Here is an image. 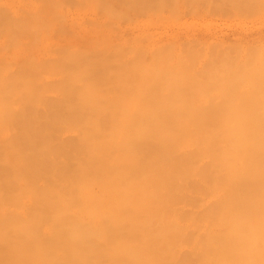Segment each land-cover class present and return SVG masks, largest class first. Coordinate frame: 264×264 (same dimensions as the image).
I'll return each mask as SVG.
<instances>
[{"label": "rangeland", "instance_id": "rangeland-1", "mask_svg": "<svg viewBox=\"0 0 264 264\" xmlns=\"http://www.w3.org/2000/svg\"><path fill=\"white\" fill-rule=\"evenodd\" d=\"M235 1L0 0V116L2 115L0 117V121H2V124H0V255L1 253L3 255L0 257V264H18L19 262V264H30L32 259L34 261L32 264H38L39 261L41 264H48L47 262L50 264H64L69 260L71 263L69 261L66 264H75L78 259L79 263L77 264H82L80 262L85 263L86 260L88 262L92 261L90 264H217L221 259V255L231 250V247L227 245L221 246L223 249L219 250L221 242L218 235L222 232L223 238H225L224 231L226 229L223 226V221H220L221 206L218 205L217 201L213 202V200L215 194L223 193V184L227 183L222 179V176H224L225 170H229V166L223 165V162L229 161L232 163L233 157L231 152L225 155L228 145L225 142H217L216 137L218 134L215 135V133L217 128L221 126L219 125L221 121L224 125L227 124L226 127H229L228 125L232 126V115V118L235 119L233 122H236L241 128L244 123L246 125V121L248 123L250 120L246 115L249 110L242 107L249 106L252 102L256 105L258 100L255 102L254 98V100H250L249 104L248 99L243 101L239 97L245 98L249 94V96L255 97L252 95L253 93L256 96L264 93V88L261 85L264 83V72L261 76V78L263 77L262 79H259V75L255 74L256 72H250L254 62L257 64L262 59L264 60V46L262 47L264 40L255 42H262L260 46L254 43H248L247 46L242 42V45L239 44L240 41L236 43V40L230 39L234 43L232 45L231 43H226L225 46V42L217 44L218 42L211 39L210 43L213 42L214 44L212 43L210 46H208V43L202 44L203 47L200 45L201 43L195 45L194 41L190 43V46L187 41L183 40L182 43L179 41L182 44H180L179 49L176 47L179 42L175 39L186 33L206 34L209 36L220 35L219 37L227 34L231 38L237 37V35H256V31L262 33L264 31V0H251V3L249 2L250 0ZM46 3L56 7L47 9V6L46 9L42 8L43 10L45 9L43 11L40 8L41 6L44 7ZM171 45L174 46L173 49ZM150 47L155 49L154 54L149 55L150 53L147 50ZM162 49L164 50L161 51ZM157 50L159 52L156 53ZM168 50L169 52H167ZM222 61L228 62L225 64ZM262 61L261 63L264 66ZM215 62L218 65L214 66ZM262 65L257 64V67ZM246 68L249 69L247 70ZM200 69H203V71ZM256 69L255 71H258ZM246 70L249 72L248 74ZM103 80H111L112 82H108L114 86L120 83L121 87L123 86L122 82L126 81L127 85L124 86L132 88L131 90L125 88L126 91L122 88V90L124 89L123 93L121 88L119 89L117 86L122 93L120 94L119 92L118 94L117 87H114V90L108 88L110 86L109 83L104 81L108 84L105 87ZM115 80H119L117 84H115L117 82ZM121 80L122 82H120ZM146 82L147 87L145 86ZM224 83H226V87L221 91L220 89L225 86ZM220 84L223 85L220 87ZM258 84L259 87L261 85V91L256 90ZM152 85L156 89L159 88V91L163 88L164 91L160 92L162 94L158 92L159 95L154 88L150 92ZM203 87H206V89H202ZM208 87L211 88V91ZM133 88L135 89L133 90ZM249 88L256 89L251 90L247 94ZM103 89L108 91H105L106 93H111L112 98L110 94L105 95L106 93L102 92ZM136 90L137 94L135 96L134 94L132 95L131 93ZM169 90H171V93ZM96 91L98 93L102 92L104 94L102 95L105 98L107 97V100L119 98V103L121 102L124 108L119 107V105L118 107L115 105L116 108H114V104L111 103L112 100L110 99L113 109L105 107L106 113L100 117L97 121L98 124L89 132L95 134L104 132L103 134L109 135L110 133L111 135L109 138L108 135H101L103 137L100 138V142H106L105 144L107 145H104L105 149L100 142L97 145L104 149V154L102 158H98L95 155L96 160L92 163L93 167L90 168L86 163L85 170L83 166L79 165L82 161L80 160L79 162L77 156L79 153V157L82 155V159H84L83 157L86 154L83 155L82 153L86 152L85 150L82 152V149L86 147V144L83 145V147L85 146L84 148H80L82 146L76 140V134L78 133H76V129L86 126L88 117L98 108H101L97 105L94 98L98 99L102 95L99 93V96H97ZM190 91H193V95L198 93L195 95L199 96V98L194 96V99L191 94H188ZM125 92L127 96H123ZM141 93L144 94L143 98L145 99L143 101L140 97L142 103L138 102L140 101L139 98L137 99ZM153 93L154 95L156 93L159 97L154 96ZM174 94L176 95L174 96ZM119 95H122V97ZM162 96L166 97L167 100ZM170 96H174V100ZM259 96L256 98L259 99L258 103L261 110L259 109L260 107L257 109L259 104L256 107L252 104V110L254 112V109H257V112L255 111L257 115L253 112L255 116L247 113L253 119L258 117L259 120L264 121V116L262 118V115H264V102L262 103L263 105L260 103L264 95L261 101V96L260 98ZM190 97L192 98L191 100ZM187 98L188 102L186 103ZM170 99L172 100L170 101ZM226 99H229V101ZM135 100L140 105L148 100L147 103H144L147 104L144 105L147 107L140 109L142 105L136 104ZM162 100H165V103ZM221 100H223V104ZM99 101H103V105L104 99H99ZM160 101L161 105L159 104ZM133 102L137 105V110L140 109L143 115L138 111L139 114L138 112L134 114L138 119L135 117V121L133 117V121H128L127 117L130 119V116H132L130 115L131 112L133 114L134 109H136L133 106ZM177 102L179 104H176ZM237 102H239V106ZM185 103L188 105H185ZM209 103L211 104L209 105ZM111 104H108L107 107ZM174 105L184 106V108L175 106L176 116L182 119V122L174 121L177 117L173 116V112H166L167 108L174 109ZM185 106H189L187 107L189 110ZM225 106L234 107V109L227 107L226 111L229 112V115L227 112L226 114L223 113L225 112L223 110ZM240 106L245 115L241 111ZM238 108H240V111H238ZM219 112H221L222 117L217 116ZM230 112H233V114ZM258 112L259 115L262 112V115L258 116ZM38 113L47 118L39 115L41 118L38 117V121L40 119L41 122L36 121L37 119L34 120L35 118L32 116L38 115ZM235 113L236 115H234ZM237 113L241 114L237 115ZM25 114H30L31 122L32 118L36 122L28 124L29 122H26L28 120H25L23 116ZM79 114L84 116L79 117ZM212 114L216 115L213 116ZM112 115L118 120L114 121ZM224 115L225 117H223ZM226 115L228 116L226 117ZM3 116H5L4 120L9 119L5 120L6 123H3ZM209 116L212 121H210ZM215 116L220 120L217 122L218 118H216L215 121L217 123L212 118ZM119 117H121V122H118ZM143 117H152L154 124L148 125L149 120L142 122L144 121ZM15 118L17 121H13ZM43 118L44 121L42 120ZM188 118L191 120L189 119L188 121ZM197 118L198 120L201 119L198 124ZM221 118L224 120H221ZM172 119L173 123H170L171 121L169 123L172 126L174 125L172 129L175 128V130V126H180L178 131L173 132L172 126L168 124L167 121ZM192 119H194V123L191 122ZM203 119H205L204 123L202 122ZM253 119H251L252 123L249 121L251 125H255L257 123L254 122H258L260 124L257 127L262 126L263 121L260 122L258 119L254 121ZM21 120H24L25 123H22ZM223 124L222 126H224ZM249 125L248 127L251 126ZM243 128L241 131L244 132L246 129ZM159 129H164L165 132L163 130L159 133ZM141 130H143V133H137V131ZM174 135L178 137L175 143L170 139ZM214 135L215 137H213ZM143 136H146L148 140L140 141V137ZM62 137L64 141L66 140L65 138L70 139L72 137L73 142L71 143L75 141L74 144L78 143L77 147L72 146L74 144L70 143L71 139L69 141L66 140L70 143L71 148L67 145L69 143L62 145ZM126 137H133L134 141L129 146V150L124 153L126 145L121 139ZM60 138L62 139L60 140ZM81 141L84 143L88 142L83 139ZM112 141H114V144H112ZM142 142L155 144L156 147L158 144H163L170 148V152L168 155L161 152V156H158L159 152L155 154L157 150L155 152L150 151L151 154L149 156L142 158L141 153L144 149L142 148ZM61 145V150L65 147L64 145H66L65 148H70V150L66 149L67 153L63 152L65 148L61 151L59 148ZM74 147H79L78 151ZM51 148L53 152L56 151V154L59 153L60 156H58L59 154L56 156L54 153L50 155L49 151ZM54 148L57 149L54 150ZM71 149L77 151L75 152L76 155ZM58 150L60 151L57 152ZM179 150L188 151L191 158L189 154L188 156L177 157L175 153ZM62 152L66 155L63 156ZM68 152L73 156L71 154L70 156ZM53 154L55 157L52 156ZM67 155L69 158H66ZM119 155L122 158L119 159ZM44 157H46V160ZM48 157L52 158L49 159ZM71 157H75L78 162ZM216 157L218 160L214 159ZM51 160L54 162L52 163ZM49 161H51L53 168L50 166ZM68 162L69 164H67ZM187 162L188 165L186 164ZM62 163L63 165L66 164L67 168L64 166L62 168ZM55 167L57 169H54ZM59 168L61 169L59 170ZM79 168L80 172L78 171ZM188 169H191V172ZM183 171H185L184 174ZM143 175L147 177L156 175L153 182L154 186L152 184L148 188V194L151 193L150 195H147V193L138 195L137 190H134L139 188L141 182L145 183L142 180ZM159 179L161 180L160 182L158 181ZM162 181L163 185L166 184L165 189L161 188ZM159 183L160 186H158ZM125 184L127 187H122ZM111 187L117 190H113ZM101 188H104L107 193L108 190H112L107 195L104 192V196L100 192ZM158 188L161 189L159 193L157 192ZM124 189L128 193L130 192L129 203L136 209L137 206H141L139 213L134 212L132 214L131 211V214L124 215L125 212H123L122 206L120 208L123 211L122 214L120 213L118 206L125 204L127 200L125 201L124 199L128 197H125L127 193L124 194L126 192ZM64 190L66 193L62 192ZM69 190L74 191L73 194H69ZM46 195H48L49 199L46 200L50 201V204L57 200V202L60 201V203H57L58 205L56 204L58 207L56 205V208L53 206L55 211H52V206L50 207L47 202L45 203L48 206L45 207L43 201H45L44 196L46 198ZM40 196L43 198L42 202L44 204H42ZM89 196H91L90 203H92L89 204L90 207L87 205L89 202L87 204L84 202V198L87 200ZM75 198L79 200L76 201ZM122 198L124 202L122 201L123 203L121 204L118 201ZM142 200L147 205H150L148 212L143 211ZM115 202L119 204L116 206L118 207L117 210H119L116 213L119 216L113 217L112 215L113 218H111L114 220L112 222L111 218L107 217L106 214L109 213V206ZM60 205L65 208L60 207ZM77 206L78 209H75L74 207ZM126 206L128 207L127 203ZM111 207L110 211L113 208ZM59 208L64 209V213L69 209V212H66L67 214L65 215L62 209L59 210ZM71 209L72 213H70ZM54 212H57L58 218ZM60 212L62 213V219L60 218ZM76 212L80 220L76 215H71L76 214ZM116 213L114 215H117ZM109 214L112 213L110 212ZM120 214L123 217H120ZM63 219L64 221L66 220L67 225H65V222L62 223ZM69 223L72 226L74 224V226L72 227ZM66 229H68L66 231L67 234H65ZM91 237L93 238L91 239ZM129 237L132 239H129ZM16 238L19 240L24 239L25 241H19ZM67 238L71 240H66ZM43 239L44 241H41ZM126 239L135 240L139 245L135 241V243L133 241H130V243ZM154 240L157 241L155 244L152 243ZM72 241L74 245L73 243L71 244ZM125 241L126 245H128L127 249L123 248L126 246L124 245ZM20 242L25 244L20 246ZM39 242H42L41 246L44 248L40 247ZM133 244L134 246L136 244V246L134 247ZM15 245H19L18 247L24 248V250L18 247L17 250H14ZM81 245L83 248L87 246L85 248L87 252L80 247ZM64 246L66 247L64 248ZM32 247L40 251L39 256L36 255L39 252L32 249ZM74 247L76 248L75 253L79 250L77 254L79 252L82 254L79 253V256L76 254L73 256L74 253L71 252L73 253L71 254L73 258H78L76 261L74 260L75 262L72 261L73 258L72 260L69 259L71 257L70 254L67 255L68 257L65 256V252L69 248V251L73 250ZM89 247H91L92 252ZM27 249L29 250L27 251ZM49 249L53 250L51 251L52 253H50ZM121 249L124 251H120ZM61 250L63 257L67 259L62 258V254L60 256L58 251ZM125 250H127L125 255H128V257L123 256L124 254H119L116 261L115 256L117 255H113L112 251L114 254H118V252L123 253ZM191 250L195 251V253ZM23 251H26L27 255L29 253L31 255L26 257ZM82 251L86 252L87 255L84 252L82 253ZM99 251H101V254ZM83 254L84 257L82 258L85 261L81 260L80 257ZM110 254L113 255L115 263L112 262L113 257ZM108 255L110 256L106 257ZM8 256L10 260H8ZM92 256L94 262L91 260ZM104 257L112 258V261L106 260ZM49 259H52V261H49ZM14 261L18 262L15 263ZM231 262L233 263V261ZM227 263L229 264L230 262L227 261ZM234 263L236 264V261ZM247 263L250 264L249 262Z\"/></svg>", "mask_w": 264, "mask_h": 264}, {"label": "bare ground", "instance_id": "bare-ground-1", "mask_svg": "<svg viewBox=\"0 0 264 264\" xmlns=\"http://www.w3.org/2000/svg\"><path fill=\"white\" fill-rule=\"evenodd\" d=\"M229 1H231V0H229ZM234 1V0H233ZM237 1V0H236ZM235 1V2H236ZM238 2V1H237ZM250 3H251V0L249 1ZM55 3H57V2H55ZM52 4V3H51ZM44 5V4H43ZM53 5H55L54 3H53ZM57 5V4H56ZM254 5V4H253ZM257 5H259V4H257ZM257 5H255V6H257ZM48 6V7H47ZM260 6V5H259ZM46 7H47V9H53V8H55L56 6H50V5H47V3H46V5H44V7L43 6H41V8L40 9H42V8H45L46 9ZM52 7V8H51ZM261 7V6H260ZM256 8V7H255ZM39 9V8H38ZM37 9V10H38ZM39 9V10H40ZM44 9V10H45ZM43 10V9H42ZM43 10V11H44ZM41 11V10H40ZM49 11V10H48ZM264 32V31H263ZM258 33L257 31H256V35H253V34H246V35H244V36H238L237 35V37H230L229 35H224V36H222V37H219V36H209V35H206V34H192V33H186V34H183V35H180L178 38H176L175 40L176 41H180L181 43L183 42V40L184 41H187L188 43H189V45H190V43H192L193 41V43L196 45H198V44H200L202 47H203V45L204 44H209L208 46H210L213 42H211L210 43V41H212L213 39L216 41V42H218L217 44H219V43H223V42H225V46H226V43H231V45H232V43H234V41H231L230 39H233V40H236V43H237V41H240V43L239 44H241V42L242 43H244V44H250V43H254V44H258V46H260L261 45V43L259 42V43H255V42H258V41H263L264 40V33ZM250 33V32H249ZM254 33V32H253ZM213 34V33H212ZM215 35V34H214ZM232 36V35H231ZM212 39V40H211ZM214 41V42H215ZM227 41H231V42H227ZM179 42V44L176 46V43H175V46L177 47V48H179L180 49V47L179 46H181L182 44ZM186 42V43H187ZM215 42V43H216ZM187 43V44H188ZM264 43V42H263ZM181 44V45H180ZM203 44V45H202ZM214 44V43H213ZM243 44V45H244ZM184 45H185V43H184ZM224 45V44H223ZM242 45V44H241ZM251 45H253V44H251ZM172 47V49H173V45H171ZM191 46V45H190ZM193 46V45H192ZM206 47H208L207 45H205ZM230 46V45H229ZM248 46V45H247ZM257 46V45H256ZM264 46V44L262 45V47ZM261 47V48H262ZM169 48V47H168ZM226 49V48H225ZM164 49H162L161 51H163ZM263 50V49H262ZM150 54L149 55H151V54H154V52H155V49L153 48V47H150L148 50H147ZM166 51V50H165ZM173 51V50H172ZM264 51V50H263ZM157 52H159V50H157L156 51V53ZM167 52H169V50L167 51ZM166 54V53H165ZM150 57V56H149ZM229 59V58H228ZM231 59V58H230ZM232 60V59H231ZM263 60V59H262ZM261 60V61H262ZM261 61L259 62V63H257L258 65H262L263 63H261ZM221 62V61H220ZM222 62H224V61H222ZM228 62V61H227ZM227 62H224L225 64L227 63ZM229 62H230V60H229ZM234 62H236V61H234ZM254 62V61H253ZM262 62H264V60L262 61ZM232 63V62H231ZM261 63V64H260ZM257 64H255V62H254V64H253V66H252V70L250 69V72L251 73H254V72H256L255 74H258L259 76V79L261 78V76L263 75V72H264V66L262 65V66H259V67H257ZM216 65H218V63L216 64V62H215V64H214V66H216ZM224 65V64H223ZM256 65V66H255ZM203 66V65H202ZM206 66V65H205ZM213 66V65H212ZM213 66V67H214ZM251 66V65H250ZM250 66H249V68H250ZM204 67V66H203ZM202 67V68H203ZM212 67V68H213ZM218 67V66H217ZM248 67V66H247ZM254 67H255V69L256 68H259V69H256V70H260V72H258V71H255V69H254ZM208 68V67H207ZM219 68H221V67H219ZM245 68V67H244ZM248 68V69H249ZM263 68V69H262ZM204 69V68H203ZM203 69L201 70V71H203ZM247 69V68H246ZM247 69V70H248ZM246 70V72H247V74L249 73L248 71ZM261 70H262V74H261ZM213 71V70H212ZM243 72V71H242ZM241 72V73H242ZM244 72H245V70H244ZM244 72H243V74H244ZM250 73V74H251ZM246 74V73H245ZM255 74H252L253 76L255 75ZM261 74V75H260ZM256 76V75H255ZM257 77V76H256ZM263 77H264V75H263ZM262 77V78H263ZM261 78V79H262ZM230 80V79H229ZM106 82L107 80H103V82ZM108 81H111V80H108ZM107 81V82H108ZM117 80H115V82H116ZM119 81V80H118ZM118 81L115 83V84H117L118 83ZM233 81H235L236 82V80L235 79H233ZM237 81H238V79H237ZM102 82V83H103ZM104 82V84H105V87H106V85H108L107 83H105ZM112 82V81H111ZM120 82H122V80L120 81ZM226 82V81H225ZM260 82V81H259ZM109 83V85H110V82H108ZM125 83V84H124ZM226 83H228V82H226ZM226 83H224V85L225 86H223L222 87V89H220L221 91L223 90V88H225L226 87ZM120 84V83H119ZM119 84H117V86L119 87V89L121 88V90H122V88H126L127 90L129 89V90H131V88L132 87H129V86H127V87H125L124 85H127L126 84V81H124V82H122V87H121V84L119 85ZM129 84V83H128ZM146 84V85H145ZM144 85L147 87V82L145 83ZM221 85H223V84H220L219 86L221 87ZM262 85V88H264L263 86H264V83L263 84H261ZM261 85H260V87H261ZM113 86V87H112ZM117 86H114V85H112V83H111V85L108 87V88H116ZM144 86V88H146ZM151 86V85H150ZM118 87L116 88L117 89V93L119 94V90H118ZM136 87V86H135ZM143 87V86H142ZM141 87V89L143 90V88ZM148 87H149V84H148ZM259 87V84H258V88L256 89V90H258V91H261V89L262 88H260ZM107 88V90H109ZM114 88V89H115ZM153 88H154V90H156L157 91V93L159 92H162V91H164L163 90V88H161V90L159 91V88L158 89H156L155 87H154V85H152V87H150V92L153 90ZM209 88V87H208ZM260 88V89H259ZM111 89V91H113ZM123 89V90H124ZM126 89L124 90V91H126ZM135 88H133V90H134ZM152 89V90H151ZM202 89H206V87L204 88H202ZM210 89V91H211V88H209ZM254 88H252V89H250L249 88V90L247 91V94H248V92H250L251 90H253ZM254 89V90H255ZM100 90V89H99ZM107 90H102V92H104V93H106V92H108ZM122 90V91H123ZM176 90V89H175ZM106 91V92H105ZM110 91V92H111ZM116 91V90H115ZM124 91H123V93H124ZM147 91V90H146ZM171 90H169V92H170ZM207 91H208V89H207ZM264 91V90H263ZM88 92V91H87ZM97 92V91H96ZM96 92H93V93H96ZM102 92H99V93H101L100 95H102L103 93ZM135 92V93H134ZM133 93H131L132 95L134 94V96H135V94H137V90L136 91H134ZM148 92V91H147ZM190 92H192V93H190ZM188 94H191L192 96H193V98H194V96H197V95H195V94H198V93H194V95H193V91H190ZM88 93H90V92H88ZM99 93L97 92V96H99ZM129 93V92H128ZM158 93V94H159ZM171 93V92H170ZM169 93V94H170ZM208 93V92H207ZM224 93V92H223ZM225 93H226V91H225ZM243 93V92H242ZM107 94H110V97L112 96L111 95V93H106L105 95H107ZM120 94H122L121 92H120ZM141 94H143V93H141ZM140 94V95H141ZM146 95H147V93H145ZM160 94H162V93H160ZM159 94V95H160ZM187 94V93H186ZM222 94V93H221ZM261 94V93H260ZM263 95H264V93H262ZM261 94V95H262ZM104 95V94H103ZM99 96V98L97 99V98H94V100H95V102H97V105L99 106V107H101V108H98L92 115H90L89 117H88V123H87V125L86 126H83V127H79V129H76L77 131H76V136H77V142L79 143V145L81 144V146L82 147H80V148H84L83 147V145H85L86 144V147L84 148V149H82V152H83V150H85V152L86 153H82L83 155L84 154H86V155H84V159H82V155L79 157V153H78V160H79V162H80V160L82 161V162H80V166H83L84 167V169L86 170V163L88 164L87 166H89L90 168H92L93 167V164L92 163H94L95 162V155L98 157V158H102V156H103V154H104V149H105V146L107 145V144H105V143H103V142H100V138L101 137H103V136H101L103 133H100V132H98V134H95V133H89L90 131H91V129L94 127V126H96L97 124H98V120L100 119V117L101 116H103L105 113H106V109H105V107L106 108H112L113 109V105L112 104H114V108H116V106L118 107V105H119V107H123L124 108V106H122L121 105V102L119 103V101L120 100H118L119 98H117L116 100H118V101H116L115 99L114 100H112L110 97V99L112 100L111 101V103H110V99H106L105 98V96ZM127 96V93L125 92V94L123 95V96ZM138 96L137 97V99L139 98V100H140V97H141V100H145L144 98H143V96H144V94L142 95V96ZM153 95H154V93H153ZM155 95H156V97H159V96H157V94L155 93ZM154 95V96H155ZM164 95V94H163ZM176 94H174V96H175ZM232 95V94H231ZM250 95V94H249ZM246 96V97H248V98H244V97H239L240 98V100L242 99L243 101H246V99H248L247 101H249L248 103L250 104V102L252 101V100H254V98H255V102L258 100L259 101V99H257L256 97H258L259 96V94H257V96L255 95V93H253L252 95H254L255 97H251V96ZM260 95V96H261ZM262 95V96H263ZM114 96H116V94H114ZM120 97H122V95H119ZM150 96H151V94H150ZM165 96V95H164ZM164 96H162L165 100H167L166 99V97H164ZM174 96H170V97H172V99H173V97ZM217 96V95H216ZM260 96H259V98H260ZM262 96H261V99H260V101L262 100ZM117 97V96H116ZM116 97H114V98H116ZM168 97V96H167ZM169 97V98H170ZM264 97V96H263ZM104 99V103H103V105H105V106H103L102 105V102L103 101H99V99H101V100H103ZM143 98V99H142ZM189 98V97H188ZM188 98H187V101H186V103L188 102ZM196 98H199V96H197ZM223 98H224V96H223ZM249 98H252V99H249ZM128 99V98H127ZM157 99V98H156ZM172 99H170V101L172 100ZM192 98L190 97V100H191ZM195 99V98H194ZM193 99V100H194ZM232 99H233V96H232ZM107 100V101H106ZM138 101V102H141L142 103V101ZM152 100H153V98H152ZM151 100V101H152ZM158 100V99H157ZM165 100H162V101H164V103H165ZM174 100V99H173ZM178 100H179V98H178ZM227 100V99H226ZM234 100V99H233ZM251 100V101H250ZM109 101V102H108ZM136 101V100H135ZM196 101V100H195ZM198 101H199V99H198ZM227 101H229V99L227 100ZM258 101H257V104H259L258 103ZM113 102H118L117 104L116 103H113ZM137 102V101H136ZM136 103V104H139L140 105V103ZM148 102V100L147 101H145L144 103H147ZM189 102H191V101H189ZM231 102V101H230ZM240 102H242V101H240ZM264 102V98H263V100L260 102L261 104ZM134 103V102H133ZM141 104L140 106L142 107V108H140V109H144V107L146 108L147 106H144V105H147V104ZM164 103H162L163 105H164ZM185 103V105H188V104H186ZM221 103L223 104V100H221ZM221 103H220V105H221ZM233 103V102H232ZM108 104H111L109 107H107L108 106ZM135 103L133 104V106H137ZM160 105H161V101H160V103H159ZM176 104H179L178 102L176 103ZM190 104V103H189ZM211 103H209V105H210ZM226 104V103H225ZM224 104V105H225ZM228 104V103H227ZM237 104H238V106H239V102H237ZM252 104H253V106H257V104L256 105H254L255 103H251L249 106H247L246 105V107H242V108H246V110H249V111H247L249 114H251L252 116L254 115V114H256L257 115V113H255V111L258 109V107H260V104L257 106V109L255 110L254 109V112H253V106H252ZM264 104V103H263ZM262 104V105H263ZM116 105V106H115ZM121 105V106H120ZM148 105H149V103H148ZM151 105H153V104H151ZM150 105V106H151ZM242 105V104H241ZM140 106H138V107H140ZM175 106L177 107L178 105H174L173 107H174V109H171V108H167L168 110L166 111V112H173L174 113V115L173 116H176V111H175ZM180 106V108L181 107H183L184 108V106H181V105H179ZM179 106H178V108H179ZM223 106V105H222ZM232 106V105H231ZM231 106H225V108L223 109V110H225V112H223V113H225L226 114V109H227V107H230V108H232V109H234V107H231ZM233 106H234V103H233ZM237 106V105H236ZM243 106V105H242ZM187 107H189V106H185V108H187ZM248 107V108H247ZM250 107H251V110H250ZM264 107V106H263ZM152 108V107H151ZM230 108H228L229 110H232V109H230ZM240 108H241V106H240ZM240 108H238L239 110L238 111H240ZM242 108H241V111H242ZM118 109V108H117ZM134 109V108H133ZM133 109H132V111H133ZM138 108L136 107V109H134V111H133V114H132V112H131V114L130 115H132V116H130V119H129V117H127L128 118V121H130V120H132L133 121V117H134V119H135V121H136V118H137V116H135L134 114L136 113V112H140L141 110L139 109V110H137ZM150 109V108H149ZM156 109V108H155ZM159 109V108H158ZM188 109V108H187ZM260 110H261V107L259 108ZM121 110H124V109H121ZM173 110V111H172ZM177 110V109H176ZM186 110V109H185ZM184 110V111H185ZM189 110V109H188ZM193 110V109H192ZM223 110H221V111H223ZM245 110V109H244ZM245 110V111H246ZM175 111V112H174ZM180 111H181V109H180ZM182 111H183V109H182ZM250 111H251V113H250ZM124 112V111H123ZM139 112H138V114H139ZM142 112V111H141ZM140 112V113H141ZM178 112V111H177ZM233 112H234V110H233ZM233 112L231 113V114H233ZM243 113H244V111H242ZM241 112V113H242ZM246 112V115H247V117H249L250 118V120H249V118H247V120H249L250 122H251V119H253V118H251V116L248 114ZM254 114H253V113ZM257 112V111H256ZM182 113V112H181ZM221 112H219V114H217V116L219 115V117H222V114H220ZM228 113V115H229V112H227ZM241 113H239V114H241ZM262 112H260V115H262L261 114ZM11 114V113H10ZM180 114V113H179ZM179 114H177L178 116H179ZM238 113H237V115H239ZM6 115V114H5ZM28 116V117H26V116ZM25 115H23L24 117H25V120H28V121H26L28 124H30V123H35L36 121H38V117H39V115H41V117H43L42 116V114L41 113H38V115L36 114L35 116L33 115L32 117L33 118H35L34 120H36L35 122H34V120H33V118H32V122H31V119L29 118V116H30V114L28 115V114H25ZM47 115V114H46ZM123 115H124V113H123ZM125 115H126V112H125ZM141 115H143L142 113H141ZM172 115H170V116H172ZM213 116L214 115H216V114H212ZM212 115H210V116H212ZM221 115V116H220ZM228 115H226V117L228 116ZM234 115H236V113L234 114ZM244 115H245V113H244ZM259 115V112H258V116H260ZM2 116V115H1ZM0 116V117H1ZM7 116V115H6ZM48 116V115H47ZM84 115L83 114H79V117H83ZM113 116V120L115 121V120H118V119H115L116 117L114 116V115H112ZM172 116V117H173ZM210 116H209V119H210ZM217 116H215V117H212L214 120L213 121H215L216 120V118H218ZM233 116V115H232ZM232 116H231V121H232V126L231 125H228L229 127H226L227 126V124L226 125H224L223 123H222V121L219 123V125H221V126H219L218 128H217V130H216V133H215V135L216 134H218L217 135V137H216V140H217V142H219L220 141V143H222V142H225L227 145H228V150H227V152H226V154L225 155H227V154H229V152H231V155H232V157H233V161H232V163L231 162H229V161H224L223 162V165H226V166H229V170L228 171H226L225 170V173H224V176H222V179L224 180V181H226L227 183H225V184H223L224 185V191H223V193L222 194H220V193H218V194H215L214 195V200H213V202H218V205L219 206H221V215H220V221L222 222L223 221V226H224V228L226 229V231H224V236H225V238H223V233L222 232H220L219 233V237H220V242H221V244L219 245V250H222L223 248L221 247V246H224V245H227V246H230L231 247V250L230 251H228V252H225V253H223L222 255H221V259H220V261H218V263L217 264H228L227 263V261L228 262H230L229 264H231L232 262L231 261H233V263L236 261V264L238 263V264H248L247 262H249L250 264H264V127H262L263 125H264V121H263V123L261 124L262 126H258L257 127V125L258 124H260V123H258V122H254V123H257V124H252L251 125V123L248 121V123H247V121H246V125H244L243 124V126H242V128L243 129H246L244 132L243 131H241L242 130V128L241 127H239L237 124H236V122H233V121H235V119H233L232 118ZM255 116V115H254ZM263 116L264 115H262V118H263ZM11 117V116H10ZM31 117V116H30ZM41 117H39V118H41ZM44 117H46V116H44ZM136 117V118H135ZM177 117V116H176ZM176 117H174V118H176ZM223 117H225V115L223 116ZM230 117V116H229ZM228 117V118H229ZM235 117H239V116H235ZM257 117V116H256ZM4 118H5V116H3V123H6L5 122V120H4ZM8 118V117H7ZM28 118V119H27ZM47 118V117H46ZM45 118V119H46ZM120 119H119V121L118 122H121L120 120H121V117H119ZM123 118H125V117H123ZM132 118V119H131ZM142 118V117H141ZM144 118V117H143ZM149 118V119H148ZM145 117L144 118V121H142V122H147L148 120V125H151L153 122H152V120H154V119H151L152 117ZM202 118H204V117H202ZM244 118V117H243ZM255 118V117H254ZM260 118V117H259ZM11 119V118H10ZM21 119H22V117H21ZM24 119V118H23ZM49 119V118H48ZM138 119V118H137ZM146 119V120H145ZM189 119L190 118H188V121H189ZM230 119V118H229ZM229 119H227V120H229ZM256 119V118H255ZM255 119H253L254 121H256L257 119H258V117H257V119L255 120ZM0 120H1V118H0ZM7 120H9V119H7ZM6 120V121H7ZM19 120V119H18ZM30 120V121H29ZM43 121H44V118L42 119ZM71 120H73V119H71ZM139 120H141V119H139ZM138 120V121H139ZM181 121L182 119H180V118H176V120H174V121ZM184 120L185 121H187V119H185L184 118ZM191 120V119H190ZM201 119H199L198 120V118H197V124L198 123H200L201 121H200ZM204 120L205 119H203V123H204ZM221 120H224L223 118H221ZM226 120V119H225ZM237 120H239V118H237ZM252 120V121H253ZM13 121H17L16 120V118H15V120H13ZM22 121V123L24 122V120H21ZM21 121H19V122H21ZM137 121V122H138ZM160 121V120H159ZM169 121H171L170 123H173V119L172 120H168L167 122H168V124H170L169 123ZM184 121V122H185ZM195 121H196V118H195ZM194 121V119H192V121L191 122H195ZM210 121H212V119H210ZM220 120H219V118H218V121L217 122H219ZM258 121H260V122H262L261 120H259L258 119ZM1 123L0 124H2V121H0ZM9 122V121H8ZM7 122V123H8ZM38 122H41L40 121V119H39V121ZM140 122V121H139ZM166 122V123H167ZM182 122V121H181ZM183 122V123H184ZM216 122V121H215ZM216 122V123H217ZM239 122V121H238ZM237 122V123H238ZM245 122V121H244ZM25 123V122H24ZM123 123V122H122ZM130 123V122H129ZM134 123V122H133ZM136 123V122H135ZM182 123V124H183ZM240 123V122H239ZM249 123H250V125H249ZM154 124V123H153ZM152 124V125H153ZM196 124V123H195ZM222 124L224 125V126H222ZM250 126V127H248V125ZM171 125V124H170ZM169 125V126H170ZM235 125H237V126H235ZM256 126V127H254V126ZM172 126V125H171ZM245 126H247L246 128H245ZM253 126V127H252ZM120 127V126H119ZM174 127V125L171 127V129ZM176 127V130H175V128L174 129H172L173 130V132H175V131H178L179 130V128L178 127H180V126H175ZM78 128V127H77ZM164 128V127H163ZM164 130V129H163ZM163 130H161V129H159L158 131H159V133L160 132H162ZM163 132H165V130L163 131ZM181 132H184V131H181ZM137 133H143V130H141V131H137ZM103 135H108V134H103ZM110 133H109V135H108V138L110 137ZM179 135H180V132H179ZM215 135L213 136V137H215ZM161 136V135H160ZM105 137H107V136H105ZM63 138V137H62ZM62 138H60V140L62 139ZM108 138H106L107 140H108ZM66 140H70L71 139V141H70V143L71 142H73L72 140V137L69 139V138H65ZM78 139H80V140H78ZM86 140V141H88L87 143H84L83 141H81V140ZM150 139V138H149ZM172 141H173V143H175V141H177L178 140V137L176 136V135H174V137H171L170 138ZM174 139V140H173ZM58 141H60L59 139H57ZM64 141V138L61 140V142H63V143H61V142H58V143H61L62 145L63 144H67V143H69V142H67V141ZM75 140V139H74ZM105 140V139H104ZM103 140V141H104ZM106 140V141H107ZM148 140V138L146 137V136H143V137H140V141H147ZM101 141H102V139H101ZM121 141H124V143H125V145H126V150H124L123 152L125 153V151H128L129 150V146H131L132 145V143H133V141H134V138L133 137H126V138H124V139H121ZM98 142H100L101 144H103L102 146H104L103 148L101 147V146H98L99 144H98ZM70 143L69 144H67L70 148H71V146H70ZM74 143H75V141H74ZM74 143H71V144H74ZM77 143V144H78ZM143 143V142H142ZM172 143V142H171ZM77 144H74V145H72V146H76ZM98 144V145H97ZM100 144V145H101ZM112 144H114V141H112ZM62 145H61V147H59L60 148V150H61V148H62ZM97 147H96V146ZM152 145V146H151ZM65 147H66V145H64ZM155 146V147H154ZM65 147H63V149L65 148ZM77 147V146H76ZM76 147H74V148H76ZM78 147V148H79ZM108 147V146H107ZM106 147V148H107ZM221 147H223V145H221ZM70 148L69 149H67V148H65V151L63 150V152H66L67 153V150L69 151L70 150ZM78 148H76L75 150H77L78 151ZM142 148H144L143 150H142V153H141V157L142 158H144L145 156L147 157V156H149V154H151V152L152 151H156L155 152V154L157 153V152H159V154H158V156H161L160 154H162L161 152H163V153H167V155L169 154V152H170V148H167L165 145H163V144H158L157 145V147H156V145L154 144H149V143H143V146H142ZM52 149V148H51ZM51 149H50V155L52 154V153H54V154H56V151H54L53 152V149H52V152H51ZM57 148H54V150H56ZM67 149V150H66ZM155 149V150H154ZM60 150H58L57 152H59ZM61 150V151H62ZM74 149L72 150L71 149V151H74V154H75V152H77V151H75ZM80 150V149H79ZM161 150H164V151H161ZM166 150V151H165ZM151 151V152H150ZM199 151V150H198ZM62 152V153H63ZM81 152V151H80ZM153 152V153H154ZM69 153V152H68ZM73 153V152H72ZM52 155V156H54L55 157V155ZM59 153H57L56 154V156L58 155ZM71 153H69V155H70ZM122 154V153H121ZM188 154H189V152L188 151H181V150H179V151H177L176 153H175V155L177 156V157H181V156H188ZM49 155V156H50ZM66 154L65 153H63V156H65ZM72 155V154H71ZM70 155V156H71ZM76 155V154H75ZM190 155V154H189ZM58 156H60V154L58 155ZM73 156V155H72ZM126 156V155H125ZM45 158V160H46V157H44ZM43 158V159H44ZM49 158V157H48ZM52 157H50L49 159H51ZM62 158H65V157H62ZM66 158H69L68 157V155H67V157ZM71 158H73V157H71ZM75 158V157H74ZM74 158H73V160H74ZM81 158V159H80ZM120 158H122V156L121 155H119V159ZM190 158H191V155H190ZM53 159H55V158H53ZM58 159H60V158H58ZM215 160H218V158L216 157V158H214ZM44 160V161H45ZM48 160V159H47ZM70 160H72V159H70ZM70 160H68V161H70ZM75 160L77 161V159L75 158ZM52 161V160H51ZM51 161H49V163L51 162ZM57 161V160H56ZM55 161V163H57ZM58 161H60V160H58ZM63 161H64V159H63ZM190 161V160H189ZM188 161V162H189ZM54 161H52V163H53ZM62 162V161H61ZM64 162H66V161H64ZM63 162V163H64ZM78 162V161H77ZM188 162L186 163L187 165H188ZM63 163H62V168H64V167H66L67 168V166H66V164H64L63 165ZM51 164V163H50ZM67 164H69V162L67 163ZM75 164V163H74ZM46 165H47V162H46ZM55 165V164H54ZM75 165H77V164H75ZM51 167L53 166L52 164L50 165ZM60 166V167H61ZM64 166V167H63ZM69 166V165H68ZM190 166V165H189ZM57 167H58V165H57ZM57 167H55L54 169H57ZM53 168V167H52ZM61 168H59V170H60ZM185 169H186V167H185ZM191 169H193L192 167H191ZM191 169H188V170H190V172H191ZM52 170V169H51ZM62 170H65V169H62ZM50 171V170H49ZM79 172H80V168H79V170H78ZM186 171H187V169H186ZM54 172V171H53ZM62 173H63V171H61ZM60 172V173H61ZM184 172L185 171H183V174H184ZM189 172V171H188ZM55 173V172H54ZM53 173V174H54ZM65 176V175H64ZM67 176V175H66ZM155 176L156 175H149L148 177L145 175H143V178H142V180H144L145 181V183H140L139 185V188L138 189H134V188H132V189H134V190H137V194L138 195H141V194H144L145 195V193H147V195H150V194H148V188L149 187H151L152 186V184H153V182H154V180H155ZM78 177V176H77ZM180 177V176H179ZM178 177V178H179ZM46 178H48V177H46ZM183 178H184V176H183ZM68 179V178H67ZM182 179V178H181ZM48 180V179H47ZM75 180V179H74ZM78 180V179H77ZM184 180V179H183ZM159 182L161 181L160 179L158 180ZM180 182H181V180H180ZM179 182V183H180ZM162 187L161 188H166V184L165 185H163V181H162ZM67 185V184H66ZM70 185H71V183H70ZM103 185H105V184H103ZM158 185V184H157ZM153 186H154V184H153ZM158 186H160V183H159V185ZM65 187H67V186H65ZM122 187H127V185L125 184V186H122ZM135 187H137L136 185H135ZM112 188V187H111ZM113 190H117L116 188H112ZM112 189H110V190H108V193H109V191H111ZM131 189V190H132ZM66 190V189H65ZM62 191V192H64V193H66V191ZM118 190H119V188H118ZM161 189H157V192L159 193V191H160ZM70 191V190H69ZM76 191H77V189H76ZM75 191V192H76ZM120 191V190H119ZM124 191H126V192H124V194H126L127 193V195L125 196V197H127V199H124L125 201H126V203L128 204V207L126 206V203L125 204H123V205H119L118 204V202H121V204L124 202V200H123V198L120 200V201H118V202H115L114 204H111L110 206H109V210H108V212L110 213H112V214H109V213H107L106 214V216L107 217H112V215H113V217L115 216V217H118L119 215H118V213H116V212H119V210L121 211L120 213L122 214V211L123 212H125V214L124 215H126V214H131V211H132V214L135 212V213H139V211L141 210V206H137V209H136V207H134L133 205H131L130 203H129V201L128 200H130V192L128 193V191L126 190V189H124ZM147 191V192H146ZM73 192L74 191H70L69 192V194L70 193H72L73 194ZM100 192H101V194H103L104 192H105V189L104 188H101V190H100ZM107 192H105V194L107 195L108 194ZM155 193V192H154ZM104 195V194H103ZM43 196V195H42ZM105 196V195H104ZM103 196V197H104ZM79 197V196H78ZM40 198H41V202H42V200H43V198L40 196ZM88 199L87 200H89V201H87L86 200V198H84L85 200H84V202H86L85 204H87L88 202V206H89V204H92V203H90V198H91V196H89V197H87ZM46 199H48V195H46V198H45V196H44V200L45 201H43L44 203L45 202H47V203H49V205H50V207L52 206V208H53V210L52 211H55L54 210V207L56 208V206L58 205L57 203H60V201L59 202H53V201H51V202H53V203H51L50 204V201H47ZM49 200V199H48ZM75 200L76 201H78L79 199H77V198H75ZM39 201V200H38ZM83 201V200H82ZM81 201V202H82ZM123 201V202H122ZM42 202V204H44ZM47 203H45V207L46 206H48V205H46ZM65 204H66V202H64ZM64 203H63V205H64ZM83 203V202H82ZM57 204V205H56ZM69 204V203H68ZM56 205V206H55ZM63 205H60V207H64ZM67 205V204H66ZM74 205V204H73ZM87 205H85V206H87ZM114 205V206H113ZM119 205V206H118ZM125 205V206H124ZM130 205V206H129ZM141 205H142V208H143V211H145V212H148L149 210L148 209H150L149 208V206L150 205H147L146 204V202L144 201V200H142V203H141ZM35 206V205H34ZM39 206V205H38ZM54 206V207H53ZM79 206H81V205H79ZM84 206V207H85ZM113 208H112V207ZM116 206H118L119 208H120V206H122L121 208L123 209V210H121V208L119 209V210H117V208L118 207H116ZM43 207V206H42ZM58 207V206H57ZM68 207V206H67ZM90 207V206H89ZM91 207H92V205H91ZM110 207L112 208V210L110 211ZM115 207V208H114ZM125 207V208H124ZM65 208V207H64ZM69 208V207H68ZM73 208V207H72ZM75 209L77 208L78 209V206L77 207H74ZM60 209H62V208H59V210ZM89 209V208H88ZM126 209V210H125ZM37 210V209H36ZM35 210V211H36ZM59 210H58V212H59ZM64 209H62V211H63ZM66 210V209H65ZM115 210V211H114ZM40 211H42V210H40ZM39 211V212H40ZM77 211V210H76ZM137 211V212H136ZM43 212H44V210H43ZM48 212V211H47ZM66 212H69V209H68V211H66ZM64 213V211H63V214H67V213ZM117 214V215H114L115 213ZM54 213H56L57 214V212H54ZM70 213H72V209L70 210ZM41 214V213H40ZM47 214V213H46ZM51 214H52V212H51ZM56 214H54L55 216H56ZM120 214V217L122 216ZM39 215V214H38ZM71 215H78V213L76 212V214L74 213V214H71ZM108 215H111V216H108ZM52 216H53V214H52ZM55 216H54V218H55ZM61 216H62V213L60 212V218H61ZM105 216V217H106ZM59 216H58V214H57V218H58ZM78 217V216H77ZM112 217V218H113ZM123 217V216H122ZM48 218V217H47ZM49 218H52V217H49ZM64 218V217H63ZM67 218V217H66ZM75 218V217H74ZM109 218V219H110ZM112 218L110 219V220H112ZM62 219V218H61ZM68 219H69V217H68ZM67 219V220H68ZM78 219L80 220V218L78 217ZM108 219V221H110ZM50 220V219H49ZM60 220V219H59ZM73 220H76V219H73ZM100 220H103V219H100ZM51 221V220H50ZM56 221V220H55ZM66 221V220H65ZM64 221V219H63V221H62V223L63 222H65ZM71 221H72V218H71ZM70 220H69V222H71ZM114 220H112V222H113ZM81 222V221H80ZM79 222V223H80ZM51 223H53V222H51ZM55 223V222H54ZM53 223V224H54ZM57 223V222H56ZM60 223H61V220H60ZM66 223V222H65ZM78 223V224H79ZM83 223V222H82ZM88 223H90V222H88ZM59 224V223H58ZM69 224H71V223H69ZM68 224V225H69ZM60 225V224H59ZM65 225H67V223L65 224ZM80 225V224H79ZM84 225V224H83ZM54 226V225H53ZM71 226H72V224H71ZM73 226H74V224H73ZM72 226V227H73ZM87 226V225H86ZM66 227V226H65ZM81 227V226H80ZM17 228V227H16ZM18 229V228H17ZM71 229V228H70ZM76 229V228H75ZM23 230V229H22ZM55 230H56V226H55ZM62 230V229H61ZM68 229H66L65 230V232L67 231ZM16 231V230H15ZM77 232H78V230H76ZM17 232V231H16ZM22 232V231H21ZM49 232V231H48ZM53 232V231H52ZM62 232V231H61ZM76 232V233H77ZM79 233V232H78ZM20 234V233H19ZM57 235H58V233H56ZM59 234H60V231H59ZM65 234H67V232L65 233ZM92 234V233H91ZM15 235V234H14ZM16 235H17V233H16ZM26 235V234H25ZM30 235V234H29ZM32 235V234H31ZM53 235V234H52ZM57 235H55V236H57ZM89 235V234H88ZM28 236V235H27ZM50 236V235H49ZM64 236H67V235H64ZM83 236V235H82ZM92 236V235H91ZM33 237V236H32ZM39 237V236H38ZM53 237H54V235H53ZM61 237V236H60ZM42 238H44V237H42ZM50 238V237H49ZM55 238V237H54ZM53 238V239H54ZM57 238H59L58 236H57ZM64 238V237H63ZM74 238V237H73ZM93 237H91V239H92ZM17 239V238H16ZM39 239H41V238H39ZM75 239H76V237H75ZM129 239H132V238H130L129 237ZM143 239H145V238H143ZM17 240H19V239H17ZM22 241L24 240V239H21ZM21 240H19V241H21ZM58 240V239H57ZM60 240V239H59ZM66 240H71V239H66ZM94 240H95V238H94ZM146 240V239H145ZM13 241V240H12ZM25 241V240H24ZM41 241H44V239L43 240H41ZM61 241V240H60ZM76 241V240H75ZM79 241V240H78ZM126 241H131V240H128V239H126ZM126 241L124 242L125 244L124 245H126L127 243H126ZM133 241V243H135L136 241L135 240H132ZM131 241V242H132ZM135 241V242H134ZM142 241H144V240H142ZM141 241V242H142ZM148 241V240H147ZM155 241V240H154ZM152 241V243L153 244H155L157 241ZM3 242V241H2ZM14 243H15V241H13ZM18 242V241H17ZM55 242V241H54ZM53 242V243H54ZM58 242V241H57ZM85 242V241H84ZM83 242V243H84ZM130 242V243H131ZM146 242V241H145ZM149 242H150V240H149ZM11 243V242H10ZM21 244H22V242H20ZM42 242H39V244H40V247H42L41 244ZM44 243V242H43ZM62 243H63V241H62ZM69 243V242H68ZM73 243V241L71 242V244ZM143 243V242H142ZM21 244H19L20 246H23V244H25V243H23L22 245ZM37 244V243H36ZM80 244H81V242H80ZM97 244V243H96ZM136 244L137 245H139L137 242H136ZM136 244H135V246H136ZM18 245V246H19ZM30 245H34V244H30ZM38 245V244H37ZM37 245H36V247H37ZM55 245H57V244H55ZM68 245V244H67ZM73 245H74V243H73ZM72 245V246H73ZM83 245H85V244H83ZM123 245V244H122ZM129 245H131V244H129ZM18 246H14V250H17L19 247ZM44 246V245H43ZM52 246V245H51ZM70 246V245H69ZM76 246V245H75ZM77 246H78V244H77ZM127 246L128 245H126L125 247H123V248H126L127 249ZM133 246H134V244H133ZM134 246V247H135ZM145 246H147V245H145ZM226 246V247H227ZM16 247V248H15ZM18 247V248H17ZM27 247V246H26ZM59 247H60V245H59ZM66 246H64V248H65ZM80 247H82V245L80 246ZM85 248H87V246H84ZM138 247V246H137ZM142 247H143V244H142ZM28 248V247H27ZM39 248V247H38ZM42 248H44V247H42ZM51 248V247H50ZM68 248V247H67ZM75 248V247H74ZM73 248V250L71 251H69V249L67 250V251H69V252H65L66 253V255L65 256H67V255H69L70 254V258L69 259H71L72 260V258H73V256H75V254L76 255H78L77 254V252L79 251H76V253H75V250H76V248L74 249ZM83 248V247H82ZM85 248H83L84 249V251H86V249ZM91 247H89V249H90ZM108 248H110V247H108ZM122 248V247H121ZM144 248V247H143ZM145 248H147V247H145ZM19 249H22V248H19ZM31 249V248H30ZM32 249H34V250H36L37 251V248L35 249L34 247H32ZM58 249V248H57ZM78 249V248H77ZM80 249V248H79ZM88 249V250H89ZM93 249V248H92ZM95 249V248H94ZM97 249V248H96ZM22 250H24V248L22 249ZM29 249H27V251H28ZM34 250H32V251H34ZM39 250H40V248H39ZM55 250V249H54ZM81 250V249H80ZM91 250V249H90ZM21 251V250H20ZM36 251H34V252H36ZM49 251H50V253H52L51 251H53L52 249L50 250L49 249ZM64 251V250H63ZM84 251H82V253L84 252ZM105 251V250H104ZM104 251H103V253H104ZM114 251V250H113ZM113 251H112V254L113 255H117V256H115V259L119 256V254H124L123 256H127L128 257V255H125L126 254V251L127 250H125V252H123V253H119L118 252V254L117 253H113ZM120 251H124V250H120ZM193 253H195V251H193V250H191ZM190 251V252H191ZM24 252V254H26L25 252L26 251H23ZM37 252H39V253H37L36 255H38V254H40V251H37ZM44 252V251H43ZM48 252V251H47ZM58 252H60V256H61V254H62V258H64V259H67V258H65V257H63V252H62V250L61 251H58ZM62 252V253H61ZM71 252H73V253H71ZM87 252V251H86ZM86 252H84L85 254H86ZM90 252V251H89ZM88 252V253H89ZM91 252H92V250H91ZM100 252V254H101V251H99ZM106 253H107V251H105ZM117 252V251H116ZM6 253V252H5ZM22 253V252H21ZM68 253V254H67ZM102 253V254H103ZM23 254V253H22ZM53 254H55L54 252H53ZM71 254H73V256L71 255ZM81 254V253H80ZM112 254H110V255H112ZM1 255H2V253H1ZM0 255V257H2ZM7 255V254H6ZM5 255V257H7ZM13 255H14V253H13ZM21 255V254H20ZM19 255V257L21 258V256ZM29 255H31L30 253H29ZM29 255H27L26 254V257L27 256H29ZM43 255V254H42ZM82 255V254H81ZM87 255V254H86ZM94 255V254H93ZM110 255H108V256H106V257H109ZM113 255L111 256V257H113ZM10 256V255H9ZM9 256H8V260H10L9 259ZM16 256V255H15ZM39 256V255H38ZM56 256V255H55ZM59 256V255H58ZM79 256V255H78ZM78 256H76V257H78ZM95 256V255H94ZM100 256V255H99ZM25 257V256H24ZM68 257V256H67ZM81 257V260H83V261H85L84 260V258H82V257H84V254H83V256H80ZM89 257H90V255H89ZM110 257V258H111ZM19 258V259H20ZM38 258V257H37ZM58 259H59V257H57ZM62 258H61V260H62ZM93 258V256L91 257V260H93V262H94V259H92ZM105 258V257H104ZM12 259V258H11ZM32 259V258H31ZM30 259V260H31ZM39 259V258H38ZM41 259V258H40ZM48 259V258H47ZM52 259H53V257H52ZM52 259H49V261L51 260L52 261ZM78 259V258H77ZM77 259H75V257L73 258V262H75ZM86 259H87V257H86ZM88 259H90V258H88ZM106 260L107 259H109V258H105ZM112 259V258H111ZM111 259H109L110 261H112L113 263H115L116 261H117V259H116V261H115V259H114V257H113V259L111 260ZM1 260V259H0ZM3 260H4V258H3ZM35 261H36V259H34ZM75 260V261H74ZM63 261V260H62ZM70 261V260H69ZM69 261H66V263H68ZM87 261V260H86ZM86 261H85V263H83V262H80V263H82V264H87V263H89L90 264V262H92V261H90V262H88L87 261V263H86ZM115 261V262H114ZM15 263L16 262H18V261H14ZM23 262H25V261H23ZM30 262H32V263H34V261H33V259H32V261H30ZM43 262V261H42ZM55 262V261H54ZM59 262V261H58ZM20 263V262H19ZM18 263V264H19ZM32 263H30V264H32ZM39 263H40V261H39ZM38 263V264H39ZM45 263H46V261H45ZM48 264H50L49 262H47ZM61 263H63V262H61ZM66 263H64V264H66ZM69 263H71V261L69 262ZM77 263H79V259L77 260V262L75 263V264H77ZM232 263V264H233ZM23 264V263H22ZM26 264V263H25ZM37 264V263H36ZM41 264V263H40ZM56 264V263H55ZM59 264V263H58ZM235 264V263H234Z\"/></svg>", "mask_w": 264, "mask_h": 264}]
</instances>
